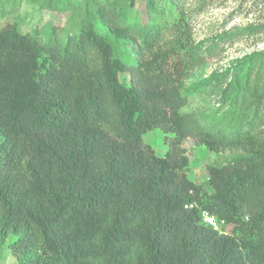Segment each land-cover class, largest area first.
Listing matches in <instances>:
<instances>
[{"label": "trees", "instance_id": "obj_1", "mask_svg": "<svg viewBox=\"0 0 264 264\" xmlns=\"http://www.w3.org/2000/svg\"><path fill=\"white\" fill-rule=\"evenodd\" d=\"M144 1V22L136 0H83L74 31L0 24V255L14 264H264V50L228 69L208 124L185 81L210 48L185 0ZM17 3L0 0V18ZM155 128L164 155L143 142ZM187 137L235 151L207 165L210 192L185 173Z\"/></svg>", "mask_w": 264, "mask_h": 264}, {"label": "rangeland", "instance_id": "obj_2", "mask_svg": "<svg viewBox=\"0 0 264 264\" xmlns=\"http://www.w3.org/2000/svg\"><path fill=\"white\" fill-rule=\"evenodd\" d=\"M185 12L192 26L191 40L200 45L204 52L202 64L195 67L185 81L186 87L201 86L190 93L187 110L201 121L212 124L227 108L221 102L222 87L230 79L228 69L246 55L264 50V0H185ZM53 4L64 5L62 10L53 9ZM83 0H51L40 5L33 0H18L13 10L0 18V24L16 21L23 32L44 29L47 24L60 26L61 32L74 31L73 22L83 14ZM135 12L138 20H147L144 0H136ZM133 10V15L135 14ZM78 15L75 16V15ZM100 31L104 27L99 26ZM225 73L219 77L220 83L209 80L213 74ZM226 74L228 76L226 77ZM230 74V75H229ZM223 77V78H224ZM198 88V87H197ZM165 134L159 128L143 134V142L149 144L157 155H164L168 148ZM189 164L185 169L187 177L202 186L204 192H210L206 167L212 163H224L235 154L232 149L212 151L193 137H187L182 143ZM229 232L230 224L216 222L213 227ZM15 256L4 249L0 255V264H14Z\"/></svg>", "mask_w": 264, "mask_h": 264}, {"label": "built area", "instance_id": "obj_3", "mask_svg": "<svg viewBox=\"0 0 264 264\" xmlns=\"http://www.w3.org/2000/svg\"><path fill=\"white\" fill-rule=\"evenodd\" d=\"M203 220L205 223L214 227L216 225V221L213 216H210L207 212H203Z\"/></svg>", "mask_w": 264, "mask_h": 264}]
</instances>
